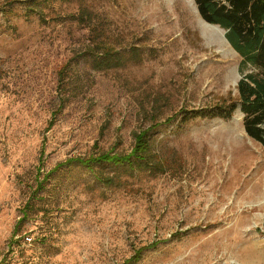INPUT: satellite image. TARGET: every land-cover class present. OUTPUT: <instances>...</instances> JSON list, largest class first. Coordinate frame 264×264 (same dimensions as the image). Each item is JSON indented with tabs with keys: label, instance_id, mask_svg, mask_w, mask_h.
Masks as SVG:
<instances>
[{
	"label": "rangeland",
	"instance_id": "1",
	"mask_svg": "<svg viewBox=\"0 0 264 264\" xmlns=\"http://www.w3.org/2000/svg\"><path fill=\"white\" fill-rule=\"evenodd\" d=\"M13 1L0 0V264H264V147L240 108L186 113L237 101L243 76L195 1ZM81 5L141 60L95 69L89 29L65 19ZM140 132L166 171L79 162L130 154Z\"/></svg>",
	"mask_w": 264,
	"mask_h": 264
},
{
	"label": "trees",
	"instance_id": "2",
	"mask_svg": "<svg viewBox=\"0 0 264 264\" xmlns=\"http://www.w3.org/2000/svg\"><path fill=\"white\" fill-rule=\"evenodd\" d=\"M194 1L206 22L226 30L228 42L242 58L243 76L238 82L237 101L225 102L205 111L186 113H191L190 118L202 115L231 119L240 108L244 114L246 132L264 147V0ZM94 13L96 12L91 7L81 5L77 11L65 17L66 20L76 21L89 29L90 41L85 52L92 58L93 67L104 71L122 67L131 61H140V52H138L140 50L135 49L136 47L129 52L125 51L127 47L125 50L123 47L115 49V44H110L106 29L99 26L100 22L96 20ZM135 138L136 146L130 154L102 153L79 162L89 168H93L94 164H115L126 166L131 170L166 171L163 160L154 153L150 133L140 132ZM140 256L137 255L134 259Z\"/></svg>",
	"mask_w": 264,
	"mask_h": 264
},
{
	"label": "bare ground",
	"instance_id": "3",
	"mask_svg": "<svg viewBox=\"0 0 264 264\" xmlns=\"http://www.w3.org/2000/svg\"><path fill=\"white\" fill-rule=\"evenodd\" d=\"M200 20L199 21L201 23V26L204 28L206 34L213 36V38H215L222 47L228 44V41L225 38L222 29L219 28L218 25L210 24L203 18H200ZM262 193H264V191H262Z\"/></svg>",
	"mask_w": 264,
	"mask_h": 264
},
{
	"label": "built area",
	"instance_id": "4",
	"mask_svg": "<svg viewBox=\"0 0 264 264\" xmlns=\"http://www.w3.org/2000/svg\"><path fill=\"white\" fill-rule=\"evenodd\" d=\"M27 239L30 240V241L32 240V238H27Z\"/></svg>",
	"mask_w": 264,
	"mask_h": 264
}]
</instances>
